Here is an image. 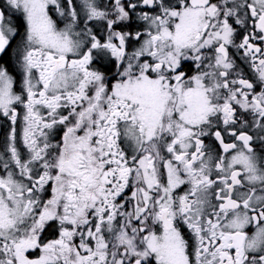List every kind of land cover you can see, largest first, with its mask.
<instances>
[{
    "label": "snow or ice",
    "instance_id": "1",
    "mask_svg": "<svg viewBox=\"0 0 264 264\" xmlns=\"http://www.w3.org/2000/svg\"><path fill=\"white\" fill-rule=\"evenodd\" d=\"M0 264H264V0H0Z\"/></svg>",
    "mask_w": 264,
    "mask_h": 264
}]
</instances>
